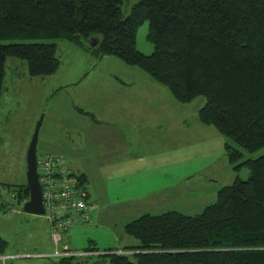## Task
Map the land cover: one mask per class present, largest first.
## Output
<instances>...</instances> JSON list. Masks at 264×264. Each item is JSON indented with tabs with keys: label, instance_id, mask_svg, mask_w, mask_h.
<instances>
[{
	"label": "trees",
	"instance_id": "16d2710c",
	"mask_svg": "<svg viewBox=\"0 0 264 264\" xmlns=\"http://www.w3.org/2000/svg\"><path fill=\"white\" fill-rule=\"evenodd\" d=\"M123 1L0 0V40H29L0 43V97L7 57L24 60L29 76H48L60 62L56 44L41 40L62 39L139 68L180 103L203 97L198 120L227 139L230 163L242 158L230 142L248 152L264 147V0H137L125 15ZM145 20L150 54L136 48ZM241 164L247 179L222 186L201 212L144 213L123 228L137 243L99 255L107 264H264V154ZM16 195L28 199L26 183ZM6 246L0 236V256Z\"/></svg>",
	"mask_w": 264,
	"mask_h": 264
},
{
	"label": "rangeland",
	"instance_id": "374dc122",
	"mask_svg": "<svg viewBox=\"0 0 264 264\" xmlns=\"http://www.w3.org/2000/svg\"><path fill=\"white\" fill-rule=\"evenodd\" d=\"M136 1H123L124 15ZM147 25L145 20L136 29V48L143 54L153 51L152 43L146 38ZM20 41L29 40H0V43ZM41 41L56 44L60 63L53 74L36 76V80L30 82L25 78L30 76L24 60L7 57L4 65V92L0 97V236L7 246L6 254L0 256V264H57L58 258L50 255L56 246L47 220L44 215L25 212L23 204L26 200L20 201L16 195V185L26 183V151L40 120L37 158L47 154L43 149L55 146L71 152H75L76 145L84 143H88L90 151L94 143L101 148L103 141L115 140L106 137L109 135L106 132L123 120L131 122L129 126L134 132L139 120L136 138L143 153L176 148V174L169 191L175 201L168 207L150 206V198H140L134 205H129L131 213H123L120 201L126 198H120L118 194H122L121 190L133 192L130 182L105 181L104 177L95 182L100 199L97 207L102 206L104 210L101 220L95 223L90 213V220L84 225L90 228L77 232L70 230L73 237L70 244L81 250L94 247L98 255L82 257L79 264H107L108 256L99 255L104 249H121L137 243L122 233L121 226L125 221L144 213L160 214L169 210L189 215L201 212L216 201L222 186L231 184L237 177L247 179L249 171L241 164L243 161L264 154V147L248 152L229 141L242 152V158L235 162L240 165L234 168L235 164L230 163L224 149L227 139L211 125L198 120V110L205 102L203 97L180 103L145 72L114 56L96 58L67 40ZM108 107L111 109L104 112ZM121 111H130L129 116L119 117ZM89 113L94 114V118ZM127 139L133 142L134 137ZM64 160L72 164L69 158ZM146 173L135 182L138 194L148 188L155 189L156 180L144 182ZM123 186L126 189H122ZM142 200L145 204H141ZM65 234L62 233L63 243ZM53 245L52 252L44 253L51 251ZM134 252L126 250L125 253L134 259Z\"/></svg>",
	"mask_w": 264,
	"mask_h": 264
},
{
	"label": "crops",
	"instance_id": "0c3cea01",
	"mask_svg": "<svg viewBox=\"0 0 264 264\" xmlns=\"http://www.w3.org/2000/svg\"><path fill=\"white\" fill-rule=\"evenodd\" d=\"M79 48L83 51L90 52L89 50L83 47L82 48L79 47ZM35 77L36 76L34 77L30 76L25 78L26 80L32 82L36 80ZM2 92H4L3 85H2ZM110 109L111 108L108 107L104 110V112ZM79 110L82 113L84 112L81 109ZM129 112L130 111H124V112L121 111L119 112L118 116L119 117L129 116ZM90 115L92 118H94V114H90ZM130 123L131 122H129L128 120H123L119 122L116 128H112L110 132H106L107 134H109L108 136L106 135V137L111 139L115 138V140L107 141V142L103 141L104 144L102 145L101 148L94 143L95 146L91 147V151L89 150L88 143H84L83 145H76L75 152H71L62 147L60 148L59 146L43 149L47 153L58 154L64 158L67 157L70 160H72L71 161L72 164L66 162L69 169L78 175H82L85 178L84 187L87 192V205L91 213V216L93 215L92 218H94L93 220L95 223L101 220V215L104 211L102 206L97 207L98 206L97 201L100 199L98 198L97 190L95 188V182H98L100 177H104L105 181L117 182L118 180H120L121 182L123 181L130 182L133 192L127 193L121 190L122 194H118V196H121L120 198H126L120 201L121 212L123 213H131L132 211H130L129 205H134L138 200H140V198H150L149 200L150 206H154L157 208L168 207L171 201L173 202L175 201V197L171 198L169 196V191L171 189V182H174L175 174H176L175 171V166L177 164L176 148L164 149L161 150V152L151 153L152 155L143 153L139 149L141 147V144L139 143L140 141H138V139L136 138L138 135L137 126L138 127L140 126L139 120L138 123L135 124L136 127L135 132L133 131V128L129 126ZM128 137H134L133 142L132 140L128 141L129 139H127L126 141L125 138ZM138 150H140V152ZM71 165L74 166L75 168L72 167ZM156 168L158 170H155ZM144 173L148 174L144 182H154V180H156L157 183L155 184L154 190L148 188L147 191L138 194L136 189L137 186L135 182H138V179L141 176H143ZM122 189H126V188L123 186ZM141 204H145V202L142 200ZM169 211H178V210H169ZM127 222L129 221L123 222V226H121L122 233H124L123 228ZM84 225L85 224L75 225L65 232L66 234L64 235V239L65 238L66 239L64 243L68 244V246L72 250L83 252L81 249L72 247V245L70 244V240L73 238L72 236H70V230L73 229L75 230V232H77L82 228L83 229H85L86 227H88V229L90 228L89 226H84ZM53 250H54V245L51 251L44 253H50ZM77 257H78L76 258L77 261L80 262L82 261V257L85 256L80 255Z\"/></svg>",
	"mask_w": 264,
	"mask_h": 264
},
{
	"label": "built area",
	"instance_id": "2783aa9c",
	"mask_svg": "<svg viewBox=\"0 0 264 264\" xmlns=\"http://www.w3.org/2000/svg\"><path fill=\"white\" fill-rule=\"evenodd\" d=\"M37 172L44 217L49 224L52 242L56 246L54 253L50 255L63 258L92 254V252L78 253L62 242L63 232L90 220L84 184L80 183L77 175L58 154L47 153L37 158ZM38 256L43 257L45 254Z\"/></svg>",
	"mask_w": 264,
	"mask_h": 264
},
{
	"label": "water",
	"instance_id": "95a60500",
	"mask_svg": "<svg viewBox=\"0 0 264 264\" xmlns=\"http://www.w3.org/2000/svg\"><path fill=\"white\" fill-rule=\"evenodd\" d=\"M41 120L35 125L33 134L27 147L25 162H26V184L29 189V197L23 204V210L27 213L44 215V208L42 205L41 189L38 181L37 172V139L38 130Z\"/></svg>",
	"mask_w": 264,
	"mask_h": 264
}]
</instances>
